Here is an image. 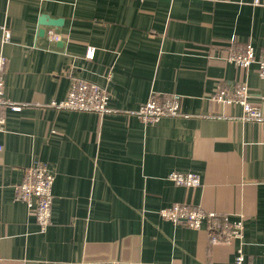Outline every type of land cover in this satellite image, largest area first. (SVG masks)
Listing matches in <instances>:
<instances>
[{
  "label": "crops",
  "instance_id": "1",
  "mask_svg": "<svg viewBox=\"0 0 264 264\" xmlns=\"http://www.w3.org/2000/svg\"><path fill=\"white\" fill-rule=\"evenodd\" d=\"M248 43L264 51V0H0L4 96L18 106L0 130V264H230L238 247L264 264V122L214 99L245 83L264 115L257 63L223 58ZM74 78L105 87L116 111L49 106ZM160 94H178L187 116L129 114ZM35 162L54 175L43 231L13 190ZM171 171L201 183L177 185ZM172 204L241 217L242 237L211 244L205 227L160 215Z\"/></svg>",
  "mask_w": 264,
  "mask_h": 264
},
{
  "label": "built area",
  "instance_id": "2",
  "mask_svg": "<svg viewBox=\"0 0 264 264\" xmlns=\"http://www.w3.org/2000/svg\"><path fill=\"white\" fill-rule=\"evenodd\" d=\"M258 1V0H255ZM11 32L6 26H2L1 42L7 43ZM49 37L59 40L58 33L51 32ZM95 48L88 46L84 57L93 59ZM240 67H248L257 63L258 75L264 79V51L256 57L251 44H245L241 49H232L223 57ZM7 71V57L0 51V130L4 126V110L7 107L17 108L14 102L4 96V75ZM109 76V75H108ZM250 94L245 83H238L231 93L223 88H218L214 96L215 101L224 104L238 103L241 105L242 114L240 120L264 122V115L261 114L258 106L250 101ZM109 95L102 85L81 78H74L68 88L67 94L62 100H53L48 105L61 110L93 112L103 115L115 112L109 106ZM180 97L178 94H160L149 97L129 114L137 116L143 123H153L163 117L187 116L180 111ZM2 146L0 145V150ZM167 178L177 185L199 186L201 183L198 174L193 172L171 171ZM54 175L45 163L35 162L22 170V178L13 184L16 199L24 202L34 215L41 231L51 222L52 185ZM160 215L173 222H182L193 229L205 227L211 244L229 243L242 237L243 219H229L214 211H205L201 208H190L185 204H172L161 208ZM109 264H121L118 260H112ZM230 264H251L244 258L240 247L234 253L233 261Z\"/></svg>",
  "mask_w": 264,
  "mask_h": 264
},
{
  "label": "water",
  "instance_id": "3",
  "mask_svg": "<svg viewBox=\"0 0 264 264\" xmlns=\"http://www.w3.org/2000/svg\"><path fill=\"white\" fill-rule=\"evenodd\" d=\"M39 23L43 25H58L61 23V19L49 18L45 15H42L39 18Z\"/></svg>",
  "mask_w": 264,
  "mask_h": 264
}]
</instances>
